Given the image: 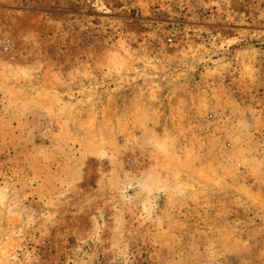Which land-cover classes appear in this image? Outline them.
I'll use <instances>...</instances> for the list:
<instances>
[{
    "label": "rangeland",
    "instance_id": "obj_1",
    "mask_svg": "<svg viewBox=\"0 0 264 264\" xmlns=\"http://www.w3.org/2000/svg\"><path fill=\"white\" fill-rule=\"evenodd\" d=\"M0 264H264V0H0Z\"/></svg>",
    "mask_w": 264,
    "mask_h": 264
},
{
    "label": "built area",
    "instance_id": "obj_2",
    "mask_svg": "<svg viewBox=\"0 0 264 264\" xmlns=\"http://www.w3.org/2000/svg\"><path fill=\"white\" fill-rule=\"evenodd\" d=\"M0 47H2V49L6 50L7 44L3 41H0Z\"/></svg>",
    "mask_w": 264,
    "mask_h": 264
}]
</instances>
